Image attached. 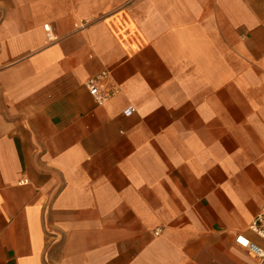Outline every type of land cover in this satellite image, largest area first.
Segmentation results:
<instances>
[{
	"label": "crops",
	"instance_id": "obj_1",
	"mask_svg": "<svg viewBox=\"0 0 264 264\" xmlns=\"http://www.w3.org/2000/svg\"><path fill=\"white\" fill-rule=\"evenodd\" d=\"M263 203L264 0H0V264H256Z\"/></svg>",
	"mask_w": 264,
	"mask_h": 264
},
{
	"label": "built area",
	"instance_id": "obj_2",
	"mask_svg": "<svg viewBox=\"0 0 264 264\" xmlns=\"http://www.w3.org/2000/svg\"><path fill=\"white\" fill-rule=\"evenodd\" d=\"M45 29L49 32V25H45ZM107 79L108 72L103 71L86 82L89 93L98 105H104L120 91L118 87L107 82ZM135 110L133 105H129L124 110V115L129 117L133 115ZM250 230L264 242V203L260 212L251 223ZM236 243L248 252L250 257L256 261V264H264V243L262 245L258 244L243 234L236 236Z\"/></svg>",
	"mask_w": 264,
	"mask_h": 264
}]
</instances>
